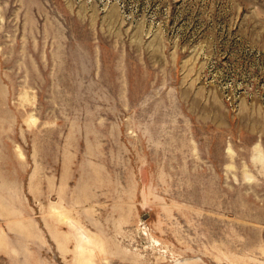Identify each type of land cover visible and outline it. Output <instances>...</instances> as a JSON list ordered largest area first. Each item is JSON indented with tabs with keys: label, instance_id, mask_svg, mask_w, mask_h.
I'll return each instance as SVG.
<instances>
[{
	"label": "rangeland",
	"instance_id": "1",
	"mask_svg": "<svg viewBox=\"0 0 264 264\" xmlns=\"http://www.w3.org/2000/svg\"><path fill=\"white\" fill-rule=\"evenodd\" d=\"M0 264H264V0H0Z\"/></svg>",
	"mask_w": 264,
	"mask_h": 264
}]
</instances>
